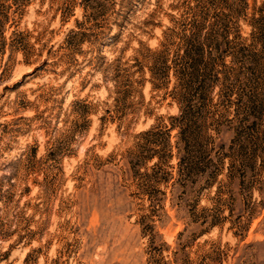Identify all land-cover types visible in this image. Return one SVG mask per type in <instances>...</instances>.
<instances>
[{"label": "rangeland", "instance_id": "obj_1", "mask_svg": "<svg viewBox=\"0 0 264 264\" xmlns=\"http://www.w3.org/2000/svg\"><path fill=\"white\" fill-rule=\"evenodd\" d=\"M248 2L264 14V0ZM239 5L0 0L4 34L31 46L0 53V264H264V206L228 183L232 129L216 98L207 106V61L224 56L207 48V32ZM161 43L169 83L144 58ZM257 122L262 153L264 116Z\"/></svg>", "mask_w": 264, "mask_h": 264}, {"label": "trees", "instance_id": "obj_2", "mask_svg": "<svg viewBox=\"0 0 264 264\" xmlns=\"http://www.w3.org/2000/svg\"><path fill=\"white\" fill-rule=\"evenodd\" d=\"M239 1L238 9H235L233 17L231 16L234 21L232 20L231 23L222 26L214 36L207 32V48L210 47L216 52H224L223 57L219 55L211 61H207V106H213L216 98L217 103L222 104L226 122L232 129L231 142L223 153V157L229 160L228 171L225 176L228 183L236 179L238 188L247 192L249 198L254 192L257 193L258 200L252 201L254 205L264 206V148L263 152L259 153V146L256 143L257 121L262 120L264 116V101L258 96L259 91L253 90L258 88L264 94V87L261 86L262 83H259L256 88L251 85L252 76L256 71L264 70V52L255 50L257 45L264 49V14L261 13L262 7L260 6H252L251 12L248 13L247 9L250 7L248 0ZM8 22V15L0 14V53L2 54L9 49L15 52L21 51L26 56V48H31L28 42L25 43L21 37L14 39L12 35L15 32L13 31L9 38L4 34L3 27ZM243 25L249 27V32L246 34H243ZM75 35L77 33L69 37L74 38ZM148 51L149 56L144 58L150 59L149 71L151 76L162 80L164 83H169L171 77L175 76L170 48L168 49L166 43H161L159 49H148ZM36 55L39 54L36 53ZM226 56L229 57V64L225 62ZM112 65L109 64L108 68L114 69ZM216 65L219 68L216 69ZM114 77H112L113 80ZM204 87L203 82H201L199 88L204 89ZM174 89L175 87L171 90L172 94H174ZM188 89L189 85L186 81L185 92L183 95H179L181 97L179 100L184 103ZM175 96L177 95L173 96L176 99ZM188 104L187 102L184 108L187 107L188 109L190 106ZM186 114L185 130L188 132L191 127L188 110ZM165 128L161 132L164 135L163 140L169 141L170 130L174 129L175 125L170 123L168 128L166 125ZM152 129L153 127L143 133H152ZM171 156L172 152L170 151L168 157ZM154 157L161 163L165 162L160 159L159 155H156V152L148 156V158ZM154 165L157 164L154 163ZM220 173L221 168L215 167L208 175L207 184H214Z\"/></svg>", "mask_w": 264, "mask_h": 264}]
</instances>
